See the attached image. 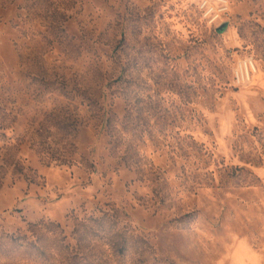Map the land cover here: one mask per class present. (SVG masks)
Segmentation results:
<instances>
[{
  "label": "rangeland",
  "instance_id": "374dc122",
  "mask_svg": "<svg viewBox=\"0 0 264 264\" xmlns=\"http://www.w3.org/2000/svg\"><path fill=\"white\" fill-rule=\"evenodd\" d=\"M0 264H264V0H0Z\"/></svg>",
  "mask_w": 264,
  "mask_h": 264
}]
</instances>
